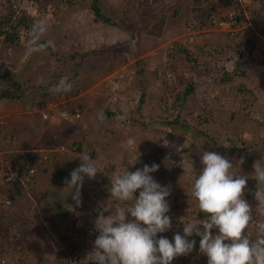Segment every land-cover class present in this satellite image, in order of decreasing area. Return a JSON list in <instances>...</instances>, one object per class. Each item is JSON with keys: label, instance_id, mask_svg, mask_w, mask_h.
<instances>
[{"label": "rangeland", "instance_id": "rangeland-1", "mask_svg": "<svg viewBox=\"0 0 264 264\" xmlns=\"http://www.w3.org/2000/svg\"><path fill=\"white\" fill-rule=\"evenodd\" d=\"M66 1L68 0H36L32 9L28 7L18 14L20 15L18 19L29 17L31 19L29 22L32 25L37 19L46 18L49 23L46 40L54 42V50L49 48L39 53L28 54L26 52L28 40L23 38L20 45L12 47L11 54H8V57L12 56L13 59L7 62L8 64L10 63L9 66L11 68L15 67L13 69L15 71L23 69L27 62L32 65L24 69V75L30 77L29 84L33 88L36 87V89L29 90L21 102L28 108V117L33 119L34 123H38L40 129L44 131L45 135L39 136L37 139V147L41 145L44 148L52 149L61 143H78L80 152L88 151L91 156L96 152L98 153L99 162L102 159V163L98 162L100 170L105 167L109 169L113 166L115 168L113 170L117 172L121 171L125 166L129 169L134 167L133 169L136 171L145 164L151 165L154 163L153 161L156 157L158 158H156L157 161L160 160L163 163L165 159L162 155H168L170 160L174 162V166L169 168L163 164V168L152 173L154 179L161 185H171V195L167 199L171 200L175 205L180 202L181 206L178 209L181 212L191 211L195 214L198 213L196 212L197 202L191 196L190 174L184 168V161L192 159L195 170L199 172L202 168L199 155L202 154L196 149H189L186 142L168 139L166 135L159 131L156 132V130L154 131L151 128L143 129L141 126L133 124V122L129 125L124 120L127 118L126 114L128 112L132 114V110L136 108L139 93L141 92L135 85L136 78L134 75L136 70L135 61L140 58L145 59L148 65V76H146L147 103L143 106V111L147 114H156L157 105L155 100L157 96H160L158 87L161 82L158 79L163 75L160 70V57L165 50L166 44L175 38L171 31L173 28L170 27V22L176 18L174 14H176V20L178 21L185 13H193L194 0L154 1L148 8V17L150 16V18L146 27H143L141 11L139 13L130 11V7H133L136 2H145V0H99V6L106 13V17L120 19L123 22L122 27L119 28L92 22L94 17L90 8L92 0L79 2L77 0L75 4L70 6L66 4ZM252 5L253 3L248 6V14L249 9L252 10ZM226 6L227 4L223 0H212L210 5L211 14H223L224 10L229 9V6ZM263 7L260 8V12L264 11ZM125 13L127 16H124ZM128 14L131 15L128 16ZM162 14H165V24H162L161 21ZM248 28L247 24L242 22L238 25L237 30H230L232 32L221 30L220 32L228 34L232 41L236 40L235 44L237 42V45H246L248 38L254 39L255 36ZM250 28L253 29L252 26ZM138 29L140 38L136 45H138L137 51L140 53L139 58L129 60L130 54L127 49L119 47L108 53L107 57L89 56L83 59V63L77 71L78 85L81 86L82 90L79 96L87 97V101H90V104L86 101L85 105H82V121H79L78 124L75 121L63 123L56 118L51 123H46L47 125L45 126L40 124L41 122H39L35 112L38 102L48 101L54 103L55 101L56 108H63L61 101L58 102L59 96L51 94L48 89L51 85H54L53 83L51 84L53 77H55V82H57L61 77L71 73L72 64L79 61V59L73 60L72 57H79V54L87 53L93 48L101 50L108 45L115 47L116 45L128 43L131 37L130 33ZM215 29L214 26H206L205 30H200L202 32H199L197 37L199 44L206 45L205 35L215 34L216 32L213 31ZM237 33L240 34H238V37ZM220 41L224 40L221 39ZM255 42L257 43V41ZM150 45H160V50L155 49L152 54H149L153 50ZM210 56L212 55L207 54L208 60ZM173 60L177 61V75L174 74V78H166L165 75L164 77L169 84L173 83V86L177 85L179 87L178 81L175 79H185L189 76L188 61L183 59L178 51L174 54ZM207 65L209 70H206L204 65L197 67V75L193 83L206 82V79L209 82L218 80L219 73L221 74L219 70L222 69L219 68L220 65L217 63L211 64V61L209 64L207 62ZM229 65L234 67L231 64ZM249 65L252 68L255 64L250 62ZM250 67L248 69H251ZM240 69L242 68L240 67ZM174 71L176 69L171 70L172 73ZM227 71L232 72V69L229 68ZM253 73H255L253 74L254 77H251L253 86H248L252 88L254 95H242L236 90L229 91L225 95H221L220 92L218 100L213 103L214 108L210 107L212 124H208L206 127L208 137L215 145L218 141L223 143L224 136L231 135L230 137L243 139L251 146L249 154H236V156H233L234 164L241 159L244 160V163L240 165V169L242 174L245 175H250L248 170L253 169V163L264 157V123L259 125V123L251 120L249 116L252 108L262 109L264 107V77L259 76L258 72L253 71ZM38 75L40 76L34 77ZM110 75L112 77L108 79ZM100 82L101 85H99ZM217 83L219 82L214 83L216 89ZM173 86L168 88L166 99L174 93ZM38 89H41L42 93L45 92V96H42ZM233 89H236V87ZM255 91L258 92L257 96ZM198 95L200 97V93ZM114 97L118 99V103H112L111 99ZM254 97L257 100L253 102ZM188 102L186 104L187 109L192 106L191 102ZM164 104L167 106L168 101L165 100ZM121 107L125 108L127 113L123 112L125 110L120 111ZM101 111L103 113L105 111L116 112L117 115L113 119L106 118L97 127L95 118L96 114ZM197 111H201L200 107H197ZM121 115L124 119H117V116ZM183 117H186L185 114ZM20 120L22 124L13 133L19 145L25 139L27 132L22 119L19 118ZM128 136H135L137 143H140L138 146L140 153L139 162L135 165L132 164L135 162V157L138 153L135 151L131 153L125 152L120 147L121 142ZM21 152L19 151V153ZM1 153L0 264H64L59 255V245H62L61 241L65 239L64 235H70L74 231L78 232L77 229L84 230L86 229L84 227L88 225L87 223L93 222V217H90L91 213L88 211L91 210L92 204L95 203L90 186L82 188V204L79 207H75L71 196L68 195L69 190L65 189L64 181L56 190H53L55 185L51 177L57 167L54 165L50 169L52 170L50 172L51 175L39 176L35 178V181L32 180L31 182H25L22 179L18 183H10L4 186L2 180L7 170V166L4 163L8 158L3 155L4 150ZM183 154L184 156H182ZM111 155L115 158H112ZM4 156L7 160H4ZM183 157H185L184 161H182ZM110 158L111 160H109ZM67 161H70V159L66 161L63 159L62 162L67 163ZM79 164L80 161L78 166ZM129 171H132V169ZM250 180L252 179L250 178L248 181ZM52 192L53 196H50ZM245 198L248 199L246 194ZM95 199L97 202L103 201L102 197ZM108 202L114 203L111 200ZM248 202L253 207L257 206V202L254 199ZM65 205H73L75 211H68ZM55 207H58L57 209L64 207L66 210H64V213L61 212L57 215L53 211L56 210ZM74 221H76L75 224ZM76 223H78L80 228H76ZM172 225L174 227L176 221H173ZM2 257L3 259L1 260Z\"/></svg>", "mask_w": 264, "mask_h": 264}, {"label": "clouds", "instance_id": "clouds-1", "mask_svg": "<svg viewBox=\"0 0 264 264\" xmlns=\"http://www.w3.org/2000/svg\"><path fill=\"white\" fill-rule=\"evenodd\" d=\"M33 1L35 2V0ZM254 1L256 0H252L247 4L244 10L237 0H235L238 3L237 9L225 2L227 4L226 7L229 6V9L224 10L223 14L211 15L212 17L207 26H214L212 23L215 16H224L231 10L237 14L240 8V16H243V21L249 27L248 29L251 30L250 27L254 23H260L258 18L252 23L251 15L248 14V6ZM260 16L264 18V13H261ZM17 17H20V15ZM243 21L238 22L230 30H237L238 25ZM189 25L194 26L193 30L197 32L193 53L200 58L207 59L205 55L197 50L199 31L196 28V23L185 24L183 26L184 33L179 37L181 40L174 38L169 42H174L178 46L176 53L179 47H183L182 42L186 34L185 28ZM214 28L232 32L215 26ZM48 30L49 23L46 18H39L34 21L28 32L26 46L28 54L39 53L48 48L55 49V44L52 40L43 39ZM253 33L257 35L255 32ZM154 46V48L160 50V45ZM248 47L252 50V47H256V45H248ZM165 50L160 57L161 71L166 78H174V72L170 71V67L167 64L175 61L173 60L175 53L172 54L169 63H164L162 58ZM191 57L189 53V58L191 59ZM200 66H203V64H199L196 67ZM187 69L190 72L191 68L188 63ZM193 78L195 80L196 75ZM206 83H210L212 88L210 93L205 96L203 92ZM73 87L74 83L69 76L61 77L54 85L49 87L48 91L51 94L59 96L58 102L61 101L63 108H56L55 101L54 103L47 101L39 104L35 112L39 122H41L40 124L45 126L47 125L46 123H51L56 118L63 123L75 121L78 124L79 121H82L83 114L81 109L83 107H80V103L77 102L82 90L75 98H67L66 94H61L71 92ZM195 87V97L201 106L207 97L209 99L214 96V93L216 94L214 82H209L208 79H206V82L195 84ZM198 93H200V97ZM111 101L113 104L116 103L113 99ZM166 101H168V98ZM173 101L174 97H172L171 102L168 101L167 106L171 105ZM255 109L264 111V108ZM252 110L253 108L250 111ZM44 112L47 113L46 118L41 116ZM76 113L81 115L79 119L75 118ZM198 113L200 114L201 111H198ZM0 119L4 123L5 117L0 115ZM105 119L104 113L102 111L98 112L95 118L96 126L99 127ZM117 119L123 120L124 117L122 115L117 116ZM2 129H4V125ZM139 144L135 136H128L121 142L120 147L125 152L131 153L135 151L138 153L132 165L139 162ZM40 146L29 151L36 152L38 159L34 165L29 167L28 173L30 170L36 172L46 169L66 156L79 159L80 164L70 172V179H64L65 189L69 190L68 195L71 196L75 207H79L82 204V188L84 182L87 181L89 182L86 187L90 186L91 193H93V201L95 202L97 197L99 199L103 198L102 202H98L96 209L91 206V210H88L91 213L90 217H93V222L87 223L88 225L84 227L86 229L83 228L84 230L79 232L80 246H85L84 251L86 253L89 252L87 255V258L90 257L89 264H198L187 257L196 247L197 241L189 239L194 235L200 238L199 254L206 256L200 264H204L205 261H207V264H264V222L257 225L255 238L247 231L254 223V210L256 214L264 217V157L253 163V172L250 175H245L241 172L240 165L244 163L243 159L234 164L228 157L214 151H202V155H199L202 165L199 172L195 170L192 159L185 160L184 168L190 174L191 179V196L197 202V212L204 213L205 218H203L204 216L198 217V214L187 220H185V216L179 218V222L183 225V235L176 232L170 241L165 236L171 234L174 229L172 227V217L168 215L170 204L167 198L171 195V185H161L154 179L152 173L159 170V164H145L136 171L133 169L134 167L132 171L126 168L123 171L114 172V167L109 169L105 167L100 170L98 160L91 156L88 151L80 152L78 143H61L52 149H39ZM60 147H65L68 151L53 157L50 163H42L43 155L48 154L51 156V151ZM72 147L75 148L74 151H71ZM163 163L169 168L174 166V162L170 158H166ZM237 168L239 169L238 171ZM250 178L256 181V190L253 193L254 200L257 202L255 209L249 204L248 201L250 199L245 198L247 182ZM137 191H139L138 197L135 195ZM109 200L114 201V203H109ZM66 207L70 212L75 211L73 205H66ZM186 213L192 212L186 211ZM213 229H218V233L214 235ZM71 237L72 234L64 235L65 239L61 242ZM59 249V255H64L61 260H63L64 264H67L68 256L66 251L61 248V245H59ZM77 254L83 259L84 255H82L80 250L77 251Z\"/></svg>", "mask_w": 264, "mask_h": 264}, {"label": "trees", "instance_id": "trees-1", "mask_svg": "<svg viewBox=\"0 0 264 264\" xmlns=\"http://www.w3.org/2000/svg\"><path fill=\"white\" fill-rule=\"evenodd\" d=\"M15 1L16 0H0V115L1 113H3L1 109L4 105L7 104L10 105L12 102H19V101L21 102L29 90L36 89V87L33 88L29 84L30 77L24 75V69L32 65H29V63L27 62L24 65L23 69L19 71H15L13 70L15 69V67L11 68V66H9L10 63L8 64L7 62L10 59H11L10 61H12L13 59L12 56L8 57V54L9 53L11 54L10 51L12 50V47L20 45L21 39L23 38L28 40V32L32 27L31 26L32 23L29 22V20H31L29 17L25 19L24 18L18 19L20 17H17L16 10L13 8V3ZM79 1H85V0H78V2ZM154 1L156 0H145V2L138 1L136 2L137 5L134 4L133 7H130L131 8L130 11H136L137 13L141 11L140 15L142 16L143 19V27L148 26L147 22L149 21L150 18V16L148 17V8L149 5H151ZM258 1L260 5L262 6L264 5V0H258ZM76 2L77 0H68L66 1V4H69L70 6L72 4H75ZM211 2L212 0H194L192 7L193 18L188 17L185 24L195 22L197 23L196 28L198 31L204 29L209 24L208 22L212 17L210 11ZM225 2L234 9L238 8V3H236L235 0H225ZM90 8L94 14L93 15L94 17L92 19L93 23H103L105 25L113 26L117 28L122 27L123 22L120 19L106 17L107 16L106 13H104L99 6V0H92V5ZM240 14H241V10L239 8L237 11V15H238L237 22H241L244 20L243 16L242 15L240 16ZM129 15L131 14H128V16ZM124 16H127V14L125 13ZM174 16L177 18L176 14H174ZM176 18L170 22V25L172 24L174 26ZM161 21L162 24H165V14L161 15ZM177 22L178 23L182 22V18H180ZM139 29L130 33L131 37L128 43H124L123 45H116L115 47L113 45L107 46L106 48H103L101 50L93 49L87 53H83L82 55L79 54V57H72L73 60L79 59V61L77 60L78 62L72 64V69L70 71L71 73L65 76L70 77L71 81L74 83V87L71 92L61 93V94L64 95L66 94L67 98H75L80 94L81 86L78 85L79 79H78L77 71L82 65L83 59L89 56L104 58L105 56L106 57L108 56V53H111L112 51H114L119 47H123L127 49L128 53L130 54L129 60L139 58L140 53L137 51L138 45H136L138 39L140 38ZM158 30H160V28H158ZM238 34L239 33H237V37ZM47 36L48 35L46 34L45 37H43V39L46 40ZM246 45L255 46L257 45V43L253 38H248V41H246ZM254 49L255 47H252L253 51ZM178 52L181 54L183 59H187V60L190 59L189 58L190 52L187 49L183 47H179ZM238 54L241 55V52L237 51V55ZM191 56H192L191 59L188 61V66L191 68L189 72V76L185 79L182 78L175 79L178 81L179 87L180 86L182 87L179 88L177 87V85L173 86V83L169 84L166 78L164 77V75L159 77L158 80H160L161 82H160V86L158 87V93L160 94V96H157L155 100L157 105L155 115L147 114L143 111V106L146 105L147 103L146 101V90H147L146 76H148L147 62L143 58L137 59L135 61V65H136V70L134 73L136 78L135 85L140 89L141 92L139 93V98L137 100L136 108L132 110V114L128 115L130 121L133 122V124L135 125L141 126L143 129L151 128L154 131L156 130V132L159 131L160 133L166 135L168 139L177 140L179 142H186L188 144L189 149L191 150L196 149L201 154L202 151H214L219 153L220 155L228 157L232 161H234L233 156H236V154L238 155L246 154V153L249 154L250 152L249 150L251 146L248 145L245 141H243V139H236L235 137H230L231 135H226L223 137V141H222L223 143L218 141V143L215 145V143L209 139L208 132L206 130L207 125L212 122L210 107L213 108V103L218 100V96L220 95V92L221 95H225L229 91L236 90L238 91L239 94L242 95H247V94L251 96L254 95L252 88L248 86V85L253 86V82L251 81L250 78L251 74L249 72L248 65H241L237 61V65H235V68L232 72H228L225 66L221 67L222 69L220 68L221 70H219L221 74L219 73L220 76H218V80L216 79L214 81V83L216 82L220 83V84L217 83V89L215 88L217 94H215L212 98L209 99L207 97L202 102V106H201L200 102L195 97L196 87L195 84L193 83L194 81L193 77L194 75H197L196 69L198 68L196 66L197 65L199 66V64H203L204 66H206V70H209L207 68L208 60H206L203 63L197 60L199 59V56L197 54L192 53ZM263 63L264 60H261L259 63L260 66ZM167 65L170 67V71L176 69V71H174V74L177 75V61H173ZM240 67L242 69H240ZM39 76L40 75L34 77L37 78ZM52 79L53 80L51 81V84L52 83L55 84L56 83L55 77H53ZM237 83L239 84L238 86ZM171 86L174 87V93L171 95V97L174 96V101L171 105L166 106L164 104V101L166 100L168 94V88ZM234 87H236V89H233ZM211 88L212 85L210 83H206L203 94L205 96L209 94ZM39 91L41 92V89ZM255 93L257 96L258 92L255 91ZM40 94L42 96H45V92L43 93L41 92ZM256 100L257 98L254 97L253 102ZM188 101H190L192 105L189 109L186 108V104L189 103ZM41 103L42 101L38 102L37 104L39 105ZM79 106L82 107L80 104ZM197 107H200L201 109L200 114L198 113V111L196 112ZM104 114L106 115V118L109 119H113L117 115L116 112H109V111H105ZM184 114L186 117H183ZM3 125L5 128L6 120L4 121ZM2 131L3 129L1 128L0 138H2V144H3L2 146L0 145L1 152L6 148L11 147V144L14 145L17 144L16 143L17 138L13 134L14 129L8 128L7 131L4 133H2ZM12 141L14 142L12 143ZM43 148L44 147L40 146L39 149H43ZM156 158L153 161L154 163H157L158 158L157 159ZM37 159H38V154L36 152L26 153L23 157V162L21 164H19L18 166L7 168L3 176V180L1 179L3 184L6 185L10 183H18L22 179H24L25 182H31L32 180L35 181V177L37 174H40L39 173L40 171L33 172V174L31 175L28 173V170L29 167H31L36 163ZM110 168H113V166H111ZM12 171H15L14 173L15 175L17 174L14 177L15 181L12 179L14 182L12 180L8 181L7 179ZM248 171L251 174L253 172V169H249ZM53 182L55 187H59L61 185L58 175H56V178L55 180H53ZM255 190H256V181L252 179L247 182V191L245 192L246 197H248V199L250 200H253L254 199L253 193L255 192ZM50 196H53V192L52 194H50ZM57 208L58 207H55L56 210H53L57 215L60 214L61 212L64 213V210H66L64 207H61L60 209ZM196 214H198V217L205 216L204 213L202 212L199 213V211ZM63 256L64 255H60L61 258ZM2 259L3 257L1 258V260Z\"/></svg>", "mask_w": 264, "mask_h": 264}, {"label": "crops", "instance_id": "crops-1", "mask_svg": "<svg viewBox=\"0 0 264 264\" xmlns=\"http://www.w3.org/2000/svg\"><path fill=\"white\" fill-rule=\"evenodd\" d=\"M223 1L225 2V0H223ZM261 7H262V5H260L259 1L256 0V2L255 1L253 2L252 10L249 9V14L251 15V13H252V16H250L252 23H254L255 19H257V18L260 19V23H254L252 25L253 29H251L252 32H255L257 34L254 36V40L257 39V40H255V41H257L255 51L250 50L248 45H237V42L235 44L236 40L232 41L231 37H228V34H223L220 32L221 30H216V29L213 31L216 32L217 34L212 33V34H208V36L205 35L206 45H200L199 41H197V47H198L197 50L200 53H202L203 55H206V56H207V54L212 55V56H210V59L208 60V62L211 61V64L217 63L218 65H220L219 68L225 66L226 69L229 70V68H231L232 71L234 70L235 65H237V61L241 65H248V67H250V65H249L250 62H253V64H255L254 67H252V68L250 67L251 69H249L250 70L249 72H251L250 73L251 77H254L253 74H255V73H253V71L258 72L259 76L264 77V63L261 66L259 64L261 60H264V18L262 16H260L261 13H264V12L263 11L260 12ZM188 13L187 14L185 13V15H183L181 17L182 22L178 23L176 21L174 26L171 24L170 27L173 28V30H171V31L174 34L173 36H175V39L181 40V38H179V37L182 35V33H184L183 26L185 25L186 20L188 19L189 16H190V18H193V13L190 12L189 15H188ZM168 29H170V28H168ZM202 30H205V28ZM199 32H202V31H199ZM221 39H223L224 41H220ZM150 46L153 50L151 52H149V54H152L156 48H153L154 45H150ZM259 49H260V51H258ZM237 51L241 52V55L240 54L237 55ZM144 56H146V55H144ZM252 56L255 58H252ZM229 64L233 65L234 67H232V66L230 67ZM255 67H256V69H255ZM181 69H182V67H181ZM105 77H108V76H105ZM111 77H112V75H110L108 79H110ZM99 85H101V82L99 83ZM79 97L81 99L78 98L77 102L80 103L81 105H85V102L88 100V98L83 97V96L82 97L79 96ZM88 102L90 104V101H87V103ZM213 108H214V106H213ZM1 110L3 112V113H1V115L3 117H5V120H6V125H5V128L3 129L2 133L6 132L8 128L14 129V131H15V129L17 127H19L20 124H22L21 120L18 121V118L22 119V121L26 127V131H27L26 137L24 140H22L20 145H19V142L16 141V143H17L16 145L12 144L11 147L6 148L4 150L3 155H5L8 158V160H7L5 158V156L3 157L4 160L8 161V162L6 161L4 163V165L8 166L7 168H11L13 166H18L19 164H21L23 162L24 154L28 153L29 151L34 150L37 147V142H38L37 139L39 138V136H42L45 134H44L43 129H40V125L39 124L37 125L36 123H34L33 119L28 117V115H27L28 108L26 106H24L22 104V102H20V101H19V103L18 102H12L10 105H8V104L4 105ZM210 124H212V123H210ZM33 130H35V132H33ZM40 139H42V138H40ZM0 142H1L0 145L2 146L3 145L2 144V138H0ZM19 151H22V152L19 153ZM1 154H0V156H1ZM93 156L99 162L98 153L96 152ZM112 158H115V157L112 156ZM63 159H64V161H66L67 159H70V161H67V163H64V162H62ZM106 159H107V157H106ZM109 160H111V158ZM79 161H80L79 159H74V158L72 159L68 156L60 159L57 163L54 164V166H57V167H56V171H54L52 173V177H51L52 182H53V180H55L56 175H58L61 185H62V182L64 181L65 178L70 179V172L73 169H75L76 167H78ZM99 163H102V159H100ZM52 166H50L46 169H43V171L40 170V172H39L40 174H37L35 178H37L39 176L43 177V176L51 175L50 172L52 170H50V169L52 168ZM88 182L89 181L84 182L83 187H86ZM56 188L57 187H54L53 190H56ZM11 201H13V200L11 199ZM204 264H207V261H205Z\"/></svg>", "mask_w": 264, "mask_h": 264}, {"label": "built area", "instance_id": "built-area-1", "mask_svg": "<svg viewBox=\"0 0 264 264\" xmlns=\"http://www.w3.org/2000/svg\"><path fill=\"white\" fill-rule=\"evenodd\" d=\"M237 1L240 3V5L242 6V8L244 10L245 6L247 4H249L252 0H237ZM33 4H34L33 0H16L13 3V8L16 10V13L18 15L20 12H22L23 10H26L28 7H29V9H32ZM237 21H238L237 14L231 10L224 16H215L213 19L212 25H214L215 27H218V28L225 29V30H230L234 25H236L238 23ZM193 29H194V26H190V25L185 28L186 34L184 35V41L182 42V44H183L182 46L185 47L190 52V55L194 52L195 37L197 34V32H195ZM177 47L178 46L175 45L174 42L168 43L166 50H165V53H164L163 58H162V61L164 63H169V61L172 58V54L175 53V51L177 50ZM197 60L200 62H205L207 59L199 57V59H197ZM113 101L118 103V99L115 97L113 98ZM168 101L169 102L172 101L171 96L168 97ZM122 110H125L123 112L127 113V110L125 108L121 107L120 111H122ZM123 112H122V114H123ZM128 115H130L129 112L126 114L127 118L124 120H126L127 123L130 125L131 121H130ZM41 116L43 118H46L47 113L44 112L41 114ZM80 116L81 115L79 113L75 114L76 119H79ZM249 116H250L251 120H254L257 123H264V111H258L256 109H253L252 111H250ZM2 126H3V121H2V119H0V129L2 128ZM74 150H75V148L72 147L71 151H74ZM67 151L68 150L65 147L56 148L55 150L51 151V154H52L51 156H49L48 154H45L42 156V163L43 164L50 163L52 161L53 157L57 156L58 154H63ZM182 156H184V154ZM162 157L164 159L170 158L168 155H165V154L162 155ZM184 160H185V157L182 158V161H184ZM156 164H159L160 168H163L162 165L164 163H162L160 160H158ZM125 168H126V166L123 169H121V171L125 170ZM131 169L132 168H130V169L128 168V170H131ZM33 172H34L33 170L29 171V173H31V174ZM114 172H117V171L115 170ZM14 173H15V171H12L10 173L9 177L7 178L8 181H11L17 175V174L15 175ZM135 195L138 197L139 191H137L135 193ZM168 201L170 204V212L168 213V215L172 217V221H177L176 225L174 226L172 233L165 236L166 238H168L171 241L176 232H179L181 235H183V225L179 222V218L185 216V220H187L196 214L186 213V211L181 212L180 209H178V207L181 206L180 202H177V205H175L171 202V200H168ZM97 204H98V202L95 200V203L92 204L93 209L97 208ZM253 209H255V207H253ZM203 218H205V216ZM203 218H200V219H203ZM261 222H264V217H261L258 214H256V212L254 210V223L247 230L249 232V234L252 235L253 238H255L257 225ZM75 226H76V228H80L78 223H76ZM77 230H78V232L74 231L72 233V237L70 239L62 242L61 248L63 250H65L67 253V256H68L67 257V264H89L90 263V257L87 258V255L89 252L86 253L84 251L85 246H83V245L80 246L79 232L81 229L80 230L77 229ZM217 233H218V229H213V234L215 235ZM189 239H195L197 241V243H196V247H195L194 251L187 257L192 262L200 264L203 262V259L206 257L204 255L199 254V239L200 238L196 237L194 235L193 237H190ZM78 250H80L82 252V255H84L83 259H81L78 256V254H77Z\"/></svg>", "mask_w": 264, "mask_h": 264}]
</instances>
